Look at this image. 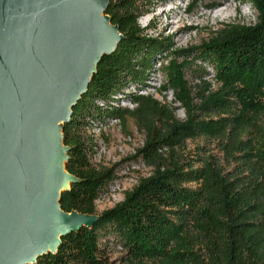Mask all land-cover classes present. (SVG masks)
<instances>
[{"label": "trees", "instance_id": "trees-1", "mask_svg": "<svg viewBox=\"0 0 264 264\" xmlns=\"http://www.w3.org/2000/svg\"><path fill=\"white\" fill-rule=\"evenodd\" d=\"M163 1L109 0L105 15L124 38L102 58L63 125L65 168L79 181L62 193L61 209L99 219L34 264H110L112 245L126 252L123 264H264V0H251L256 24L225 25L208 42L180 50L140 23ZM159 63L168 64L167 87L185 105V122L150 98L138 99L134 112L120 106L136 102L131 89L149 88ZM192 66L212 67L221 89L208 93L206 72ZM188 83L200 85L195 96ZM127 115L146 130L144 147L134 158L98 166L97 132ZM198 140L190 150L188 142ZM141 158L154 174L97 214L95 204Z\"/></svg>", "mask_w": 264, "mask_h": 264}, {"label": "water", "instance_id": "water-1", "mask_svg": "<svg viewBox=\"0 0 264 264\" xmlns=\"http://www.w3.org/2000/svg\"><path fill=\"white\" fill-rule=\"evenodd\" d=\"M109 0H0V264H34L99 216L66 213L63 125L124 36Z\"/></svg>", "mask_w": 264, "mask_h": 264}, {"label": "rangeland", "instance_id": "rangeland-1", "mask_svg": "<svg viewBox=\"0 0 264 264\" xmlns=\"http://www.w3.org/2000/svg\"><path fill=\"white\" fill-rule=\"evenodd\" d=\"M192 5L194 7L190 12L189 9ZM257 19L258 12L251 0H164L157 4L153 14L143 18L140 23L144 28L151 26L153 29L151 33L155 37H172L174 47L180 50L208 42L213 34L225 25L250 26L256 24ZM167 65L157 64L156 73L147 85L149 86L147 93H138L131 89L133 95L134 92L136 93L134 96L136 102L134 103L139 104L134 110L129 107L124 110L134 112L140 108L138 99L150 98L156 101L159 107L170 110L177 121L185 122L187 120L188 113L185 105L177 97L176 92L167 87ZM204 68L192 66L191 69L199 74L205 71L207 75L204 77V82L208 85L207 92L215 93L221 89L222 82L216 80L212 67L204 66ZM188 85L195 96L200 85L190 83ZM127 91L129 92V90ZM137 121L138 118L127 115L125 119L111 120L102 132H97L102 136L99 137L100 151L94 161L95 164L111 167L124 160L134 158L135 153L138 155V151L145 145L147 133L145 129L139 127ZM202 142L200 140L189 141L188 147L190 150H194L195 146ZM154 172L155 166L142 158L129 165V168H124L122 177L112 193L95 204L97 214L123 202L127 192L137 187L143 179L152 176ZM125 256L126 252L122 251L121 247L111 246L110 264H123Z\"/></svg>", "mask_w": 264, "mask_h": 264}, {"label": "bare ground", "instance_id": "bare-ground-1", "mask_svg": "<svg viewBox=\"0 0 264 264\" xmlns=\"http://www.w3.org/2000/svg\"><path fill=\"white\" fill-rule=\"evenodd\" d=\"M133 90H135V89H133ZM135 91H137V90H135ZM138 93H147V88L146 89H144V90H140V91H138ZM134 94L136 95V93L134 92ZM133 95V94H132ZM143 96H144V94H143ZM134 102H131V101H123V102H120V106L122 107V108H126L127 109V107H129L131 110H134L136 107H137V105H135V106H133L134 104H133Z\"/></svg>", "mask_w": 264, "mask_h": 264}, {"label": "built area", "instance_id": "built-area-1", "mask_svg": "<svg viewBox=\"0 0 264 264\" xmlns=\"http://www.w3.org/2000/svg\"><path fill=\"white\" fill-rule=\"evenodd\" d=\"M215 77V76H214ZM163 86V85H162ZM166 89V88H165ZM139 103H136V104H134L133 106H135V105H138ZM137 155V153H135V156Z\"/></svg>", "mask_w": 264, "mask_h": 264}]
</instances>
